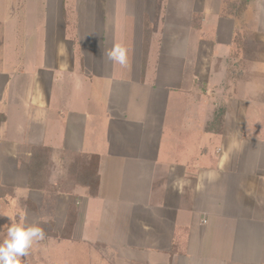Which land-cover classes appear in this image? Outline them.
<instances>
[{
	"label": "crops",
	"instance_id": "1",
	"mask_svg": "<svg viewBox=\"0 0 264 264\" xmlns=\"http://www.w3.org/2000/svg\"><path fill=\"white\" fill-rule=\"evenodd\" d=\"M0 49V186L46 239L114 264H264V0H0ZM33 147L48 185L74 160L94 194L28 189Z\"/></svg>",
	"mask_w": 264,
	"mask_h": 264
},
{
	"label": "rangeland",
	"instance_id": "2",
	"mask_svg": "<svg viewBox=\"0 0 264 264\" xmlns=\"http://www.w3.org/2000/svg\"><path fill=\"white\" fill-rule=\"evenodd\" d=\"M32 47L33 49L31 50L30 56L38 59V44L34 42ZM5 52V50L0 49V57H3ZM24 193L22 189H19L16 195L0 199V241L5 238V228L7 225L11 224V221L24 223L26 225H35L37 219L36 213L38 212H34L33 208L21 201L23 196H25ZM21 211H23L25 215H19ZM9 218H11V221ZM89 220L93 222V219L90 218ZM55 229V233L58 235L61 231L60 224H58V226L56 225ZM89 233L92 234V226L87 223L84 229L85 237ZM21 259L23 260V264H114L109 252L97 251L88 247L86 243H81L80 241L72 242L68 238L62 239L61 241H59L58 238H45L34 244V246L29 249L28 255Z\"/></svg>",
	"mask_w": 264,
	"mask_h": 264
},
{
	"label": "trees",
	"instance_id": "3",
	"mask_svg": "<svg viewBox=\"0 0 264 264\" xmlns=\"http://www.w3.org/2000/svg\"><path fill=\"white\" fill-rule=\"evenodd\" d=\"M147 38V37H146ZM146 43V42H145ZM145 50V48H144ZM3 117L0 116V123ZM49 150L44 147H33L30 157V162L27 165L28 178L27 188L30 190L43 191L44 200H47L49 196H56L58 193L64 192L69 186V183L73 180L77 184H82L88 187L90 194H94L97 184V175L95 172L87 173L81 171L77 166V162L72 160L66 165L65 169V182L58 185L57 187H51L48 185V177L51 170V164L49 162ZM13 190L0 186V199H5L7 196L11 197ZM74 219V211L69 210L63 234L69 231V228ZM53 222L50 219H43L37 223V226L41 227L46 237H54L53 233Z\"/></svg>",
	"mask_w": 264,
	"mask_h": 264
},
{
	"label": "clouds",
	"instance_id": "4",
	"mask_svg": "<svg viewBox=\"0 0 264 264\" xmlns=\"http://www.w3.org/2000/svg\"><path fill=\"white\" fill-rule=\"evenodd\" d=\"M104 54L108 60L121 66H126L129 62L128 49L120 43L113 44ZM19 215L23 216L25 213L21 211ZM5 231V238L0 241V264H23L21 258L28 255L34 244L46 238L44 230L37 225L11 221Z\"/></svg>",
	"mask_w": 264,
	"mask_h": 264
}]
</instances>
